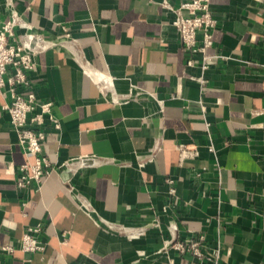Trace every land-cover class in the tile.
<instances>
[{
    "label": "crops",
    "instance_id": "0c3cea01",
    "mask_svg": "<svg viewBox=\"0 0 264 264\" xmlns=\"http://www.w3.org/2000/svg\"><path fill=\"white\" fill-rule=\"evenodd\" d=\"M14 1L36 31L65 45L39 54L31 73L60 122L46 126L52 169L40 185L17 186L33 157L0 88V264L178 263L184 257L165 247L172 222L180 239L204 235L201 264H264V0H210L217 25L205 84L203 54L188 51L173 24L190 0H167L173 10L165 0ZM85 61L113 85L101 87ZM178 143L200 155L180 163ZM82 155L100 162L73 173L59 166ZM36 224L46 248L25 252L20 241Z\"/></svg>",
    "mask_w": 264,
    "mask_h": 264
},
{
    "label": "built area",
    "instance_id": "2783aa9c",
    "mask_svg": "<svg viewBox=\"0 0 264 264\" xmlns=\"http://www.w3.org/2000/svg\"><path fill=\"white\" fill-rule=\"evenodd\" d=\"M11 14L10 17L0 25V88L7 97L3 109L10 115V122L17 134V142L28 156L33 160L23 163L19 167V188L28 187L34 183L40 185L44 178L49 175L52 166L48 157L43 153V145L47 136V123L59 129L60 122L54 112V101L52 99L41 100L37 96L31 73L37 67V56L55 47L64 44V39L53 37L43 32L36 31L30 21H27L15 7L14 0L7 1ZM164 6L172 9L170 3L165 0ZM173 10V9H172ZM186 11L187 14L183 12ZM176 17L173 21L180 39L185 48L190 52H201L203 60L201 69L203 75L198 77L200 84H205L207 79L204 75L211 67L213 54L208 49L214 45L213 31L217 25L210 0H190L182 2L175 10ZM23 30L19 35L16 29ZM198 33L202 34L201 40ZM65 38H70L71 33L67 30ZM191 63V61H190ZM86 74L97 79L101 87L112 86L113 79L102 72L94 71L89 67L87 61L81 64ZM264 67V65H263ZM177 149L180 153V163L187 159H193L200 155L197 145L178 143ZM214 151V146H209ZM100 158L96 155H82L60 163L70 172H76L91 166H96ZM174 192V189L171 190ZM123 232L130 236L142 235L145 227L132 229L123 227ZM172 239L166 241L165 247H171L178 251L184 258L178 263L172 264H201L205 258L204 235L193 238L180 239L179 226L177 222L170 224ZM43 228L40 224L28 226L21 241L20 248L25 252L44 251L46 243L41 239ZM14 246L2 247V251L11 252ZM191 256V260L185 256Z\"/></svg>",
    "mask_w": 264,
    "mask_h": 264
}]
</instances>
